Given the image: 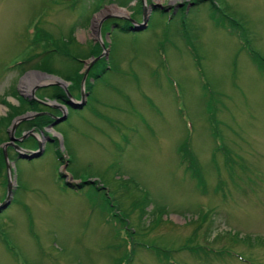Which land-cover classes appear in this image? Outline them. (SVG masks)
Instances as JSON below:
<instances>
[{"label":"rangeland","instance_id":"1","mask_svg":"<svg viewBox=\"0 0 264 264\" xmlns=\"http://www.w3.org/2000/svg\"><path fill=\"white\" fill-rule=\"evenodd\" d=\"M70 5L0 0V264H264V0ZM32 28L79 64L8 68Z\"/></svg>","mask_w":264,"mask_h":264},{"label":"trees","instance_id":"2","mask_svg":"<svg viewBox=\"0 0 264 264\" xmlns=\"http://www.w3.org/2000/svg\"><path fill=\"white\" fill-rule=\"evenodd\" d=\"M64 1H69L71 2L70 7H72V10L75 9V7L80 3V0H64ZM96 1H100V0H96ZM206 1H211V0H206ZM79 7V6H78ZM110 23L115 25L117 28L116 30L118 32H131L130 29L133 28L130 26V24L127 21H119V20H115L112 19L110 20ZM229 26L233 29H236L239 31L240 36L243 37V32L241 27L238 24H235L233 21H229L228 22ZM133 33H135L133 31ZM68 39L66 40V44L64 42V40L62 38L60 39H54L52 38L50 35H48L47 33L37 30V28H32V30L30 31V37L27 40V47L25 50V53L23 54L21 60H17L14 63H11V65H8V68H13V67H19L22 69V67H24L26 64L30 63L34 58L40 57V61L41 62V68L42 70H44L46 73L48 74H56L58 72H53V69L49 66L51 60H53V56L58 57L59 59L63 60V62L68 64H79L77 58L70 53L69 51V46H67V44H71L73 43V39L71 36L67 37ZM40 48V51L38 53H31V51ZM98 48L97 46L95 47V49L92 48V50L90 51V54L94 51H96ZM248 55L253 58V59H258V56L255 52L253 51H249L248 50ZM40 64V63H39ZM49 64V65H48ZM97 66H99V60L95 61L90 69H94ZM61 74V73H59ZM62 75V74H61ZM63 76V75H62ZM57 91V92H56ZM55 93H53L54 97L56 99H61L63 98V94L61 92H59V90H56ZM4 99L0 98V103H4L3 102ZM30 103H33L34 106H38L37 103L34 102H30V101H23V107H28L30 106ZM10 110H12V108L10 107ZM45 110V109H44ZM13 111H15V109L13 108ZM11 115L8 114L7 116H5L3 119H0L1 122L8 123L9 122V117ZM213 121H209V125L210 127L212 126ZM24 124H26V128L27 130L33 126H35V122L34 121H27ZM2 138L0 137V142H1ZM23 146L28 149V150H32L34 148H36V142L34 139H32L31 137H27L25 140H23ZM12 149V148H11ZM226 154L229 155L230 153L227 152V150L224 151V163L226 164L227 159H226ZM178 156L180 158V161L182 162L181 164L184 166L185 169L189 170L192 172V174H197V162L193 156V154L187 150H179L178 152ZM230 156V155H229ZM62 160L60 153L58 152L57 149H55V161L59 164L60 161ZM5 168V164L4 161L2 159V155L0 152V172L2 170H4ZM60 180L63 179V176H61V173H59V177ZM2 184L6 187V182H2ZM82 185V184H81ZM87 185H89V183H87ZM64 187L68 186L64 183L63 185ZM92 186V185H91ZM82 188V186L80 187V189ZM73 190V188H72ZM75 190V189H74ZM105 198V197H104ZM142 203L144 204L145 201H142ZM131 205H133L131 203ZM1 241L4 243L5 242V246L11 250L10 246L8 245V243H6L5 240L1 239ZM140 247V245L138 244H133L132 242L130 243V247H129V259L127 258L126 263L125 264H130L131 261V255L136 251V249H138ZM115 264H120V262H116Z\"/></svg>","mask_w":264,"mask_h":264},{"label":"water","instance_id":"3","mask_svg":"<svg viewBox=\"0 0 264 264\" xmlns=\"http://www.w3.org/2000/svg\"><path fill=\"white\" fill-rule=\"evenodd\" d=\"M94 60H95V59H94ZM84 75H85V74H84ZM84 75H83V78H84ZM55 83H56L57 86H60V85H61L60 82H55ZM36 87H38V86H35V88H36ZM35 88H34V89H35ZM34 89H33V90H34ZM33 90L31 91V93L33 92ZM19 120H21V119H18L17 121H19ZM61 120H62V118L56 120L55 123H57V122H59V121H61ZM14 127H15V124H13V126L11 127V130H10L9 134H11V133L13 132ZM9 140H10V141L13 140L12 137H11V135H9ZM7 145H8V144H6L5 146H7ZM28 156H30V154H29ZM6 188H7V191H8V189H9V183H8V181H7V186H6Z\"/></svg>","mask_w":264,"mask_h":264},{"label":"bare ground","instance_id":"4","mask_svg":"<svg viewBox=\"0 0 264 264\" xmlns=\"http://www.w3.org/2000/svg\"><path fill=\"white\" fill-rule=\"evenodd\" d=\"M42 76V75H41ZM44 78H47L48 80H50V81H53V79H51V78H48V77H44ZM56 80V79H55Z\"/></svg>","mask_w":264,"mask_h":264}]
</instances>
